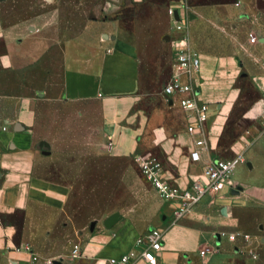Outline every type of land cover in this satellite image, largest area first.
<instances>
[{
    "label": "crops",
    "instance_id": "0c3cea01",
    "mask_svg": "<svg viewBox=\"0 0 264 264\" xmlns=\"http://www.w3.org/2000/svg\"><path fill=\"white\" fill-rule=\"evenodd\" d=\"M252 1L99 0L88 28L60 43L64 98L97 102L102 125L113 133L121 153L136 152L145 140L150 141L162 172L181 189L201 179L209 158L227 160L241 154L245 161L238 166H244L232 172L233 185L206 194L182 218L176 216L182 201L163 199L158 214L150 218L123 216L112 228L104 226L89 234L83 229L72 230L64 221L65 186L45 175L51 154L38 149L41 140L21 123L11 127L5 121L6 129L0 125L1 258L13 264H47L49 259L53 264H99L102 258H119L140 250L139 238L156 227L164 234L160 263L260 264L255 244L256 230L264 232V74L256 72L255 65L239 64L231 54L216 53L226 49L225 43L231 42L233 35L240 44L247 42L246 34L256 25L244 12ZM170 8L186 18L191 47L201 59L197 79L199 98L209 104L210 145L199 161L191 158L196 147L187 131L185 110L178 100L167 101V84H156L162 65L157 46L167 38L176 49L184 33L173 28ZM129 12L135 15L128 20L125 14ZM258 19H264V14ZM12 57L7 60L11 62ZM242 66L249 74L242 72ZM174 72L171 65L170 73ZM241 75L252 81L248 93L253 96L247 100L242 98L244 85L238 84ZM151 97L156 103L149 110L146 100ZM171 111L183 124L173 133L168 123ZM234 232L250 234L249 250L241 236L235 241L229 238ZM218 233L219 251L202 255L201 250L215 241L217 244ZM224 237L228 238L225 242ZM263 241L264 234L259 238ZM75 249L80 255H73ZM33 255L37 259L33 260Z\"/></svg>",
    "mask_w": 264,
    "mask_h": 264
},
{
    "label": "rangeland",
    "instance_id": "374dc122",
    "mask_svg": "<svg viewBox=\"0 0 264 264\" xmlns=\"http://www.w3.org/2000/svg\"><path fill=\"white\" fill-rule=\"evenodd\" d=\"M98 1L0 0L1 128H7L5 121L11 127L21 123L38 141L50 143L52 153L45 175L65 186L64 221L70 229H83L87 234L91 233L93 220L97 221V230L104 227V219L113 213L150 218L158 214V206L163 202L141 165V159L155 157L151 142L145 140L138 152L121 153L113 133L102 125L100 105L69 102L60 88V43L64 37L78 35L88 28ZM248 6L244 12L250 14L256 25L246 34L245 46L233 35L232 41L225 43L226 49L216 53L231 54L239 64L255 65L256 72L264 74V19H258L264 14V0H253ZM134 15L125 14L128 20ZM250 34L257 37L256 42H250ZM166 39H161L163 45L157 46L162 64L156 83L159 87L169 82L173 75L170 67L175 63V49ZM9 56H13L11 62L7 60ZM241 70L249 74L247 67L242 66ZM238 80L239 85H244L243 100L251 98L252 81L243 75ZM155 103V98H148L146 107L151 110ZM179 120V115L171 111L168 123L172 133L183 127ZM256 234V252L260 264H264V243L259 242L263 229H257ZM227 239L224 237V242ZM210 247L219 251L216 241ZM0 264L13 263L0 257Z\"/></svg>",
    "mask_w": 264,
    "mask_h": 264
},
{
    "label": "built area",
    "instance_id": "2783aa9c",
    "mask_svg": "<svg viewBox=\"0 0 264 264\" xmlns=\"http://www.w3.org/2000/svg\"><path fill=\"white\" fill-rule=\"evenodd\" d=\"M173 28L177 31H183V35L178 39L175 46V72L170 81L164 87V93L168 102L179 104L186 112L188 133L194 137V145L196 149L191 151V158L199 161L202 158V151H209V128L208 121L210 118L209 104L200 100L199 86L197 76L201 70V59L194 52L190 43V34L187 27V21L184 16L179 14V18L175 16V9L170 8ZM250 42H256L257 37L250 34ZM264 128V119H263ZM245 159L239 154L232 159L209 158L203 166V172L200 180H194L190 188L181 189L173 186L162 172L161 163L156 158L141 159L143 172L147 180L158 191L161 198L166 201L181 200V208L176 213L177 218H182L192 212V209L198 204L202 198L208 194H216L226 184L233 185L231 175L234 169ZM238 236L252 244L251 236L248 233H230L229 238L233 241ZM163 232L152 227L148 233L137 242L140 250L133 249L129 253L119 258H102L99 264H163L159 262V252L163 244ZM28 249V248H27ZM218 249V247H217ZM216 250L215 247H206L201 250V254L205 255ZM30 252L32 250L30 249ZM250 253L255 256L253 250ZM73 255H80L78 249L73 251ZM33 260L37 259L32 256ZM47 264H53V260H48Z\"/></svg>",
    "mask_w": 264,
    "mask_h": 264
},
{
    "label": "water",
    "instance_id": "95a60500",
    "mask_svg": "<svg viewBox=\"0 0 264 264\" xmlns=\"http://www.w3.org/2000/svg\"><path fill=\"white\" fill-rule=\"evenodd\" d=\"M175 16L176 18H179V13L178 11H175ZM245 75V74H244ZM38 149H41L42 150V153L45 154V155H50L52 150H51V145L48 141L46 140H41L39 143H38ZM123 217V215L119 214V213H113L111 215H109L105 220H104V226L106 228H112L119 220H121ZM97 225V221L96 220H93L91 222V225H90V230L93 231L94 228L96 227ZM221 242V238H220V234L218 233L217 234V245L219 246ZM264 242V241H263ZM55 264H59L58 261H55L54 262Z\"/></svg>",
    "mask_w": 264,
    "mask_h": 264
}]
</instances>
